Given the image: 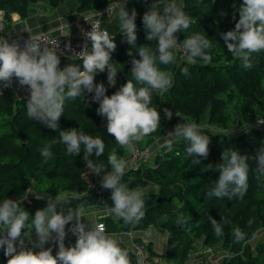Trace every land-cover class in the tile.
<instances>
[{
	"label": "trees",
	"instance_id": "trees-1",
	"mask_svg": "<svg viewBox=\"0 0 264 264\" xmlns=\"http://www.w3.org/2000/svg\"><path fill=\"white\" fill-rule=\"evenodd\" d=\"M45 2L50 10L56 9L63 0H0V10L4 11V31L10 29V15L18 13L24 20L29 13L31 2ZM153 0H132L129 13H137L136 45H128L123 35L114 36L116 51L112 61L120 67L116 84H107V70L97 73L94 83H103L106 95L111 96L119 90L131 76L130 50L136 59L140 46L149 47L155 52L156 42L146 40L142 23L143 14L149 10ZM162 5L172 0H161ZM78 12L89 13L104 8L109 0H77ZM243 0H184L181 6L186 15L193 18L187 30L176 33L180 40L194 34L204 35L214 43L209 53L212 62L205 65L197 59L196 63L181 61L177 55L175 64L157 67L173 74V86L163 93H152V104L161 116L160 129L136 144L141 150L149 151V159L140 162L134 169L125 171L121 183L130 189L144 191L146 215L136 225H125L122 220L104 217L97 222L103 223L109 235L124 234L129 231H145L153 227L165 237L167 249L164 256L157 255L150 243L146 246L148 260L152 264H188L194 252L196 241H202L206 248H220L225 256L220 264H264V246L250 242L258 231L264 230V174L255 170L257 161L249 159V187L241 199L233 197H209L207 193L215 187L219 172L215 169L222 163L221 154L226 150H237L241 155L254 157L259 147L264 146V128L255 126L256 121L264 119V51L251 57L252 67L245 69L239 58L227 51L221 34L233 30L239 19V8ZM162 11V8H161ZM175 53V52H174ZM60 58L61 70L69 65H81L77 59ZM188 75H182V69ZM137 88L141 87L133 80ZM93 93L82 91L80 97L66 100L59 127L55 132L40 122L29 119L26 112L28 99H18L6 90L0 95V204L5 199L20 202V206L34 216L36 210L47 205V199L66 198L69 206L83 203L85 209L111 207V189L92 191L85 179L87 170L83 161V145L77 156L69 155L65 145L59 143L60 131L77 129L93 138L99 137L105 144L102 156L90 157L94 164H105L103 176L110 171L108 156L115 149L123 159L130 154L117 144L106 131V118L97 114L98 102H93ZM173 112L171 120L164 118L163 108ZM179 112L180 117L175 116ZM196 122L204 134L210 137L209 155L193 166L194 156H188L185 149L188 141L179 139L171 149L164 142L151 151L157 140L166 139L168 132L177 124ZM53 141H57L53 143ZM51 145L52 157H42L41 151ZM147 190V191H146ZM158 199L162 202L158 203ZM64 210L63 203H60ZM59 210V207H58ZM178 216L187 220V226L176 224ZM216 219L222 224L223 235L217 237L210 222ZM223 218V219H221ZM252 221L249 225V221ZM240 228L246 239L234 242V228ZM32 237H35L33 232ZM141 239L134 237L135 242ZM76 238L65 240V247L75 245ZM122 248H127L120 242ZM128 249V248H127ZM129 250V249H128ZM58 251L54 247L52 254ZM133 264L137 258L129 250ZM8 257L0 251V264H7ZM166 262L164 263V261ZM202 264L203 258L192 260Z\"/></svg>",
	"mask_w": 264,
	"mask_h": 264
},
{
	"label": "clouds",
	"instance_id": "clouds-1",
	"mask_svg": "<svg viewBox=\"0 0 264 264\" xmlns=\"http://www.w3.org/2000/svg\"><path fill=\"white\" fill-rule=\"evenodd\" d=\"M127 2L128 0H115L113 9H118L116 14L119 32L130 46L136 45L137 41V13L134 9L131 13L126 10ZM4 14L0 10V21ZM13 15L19 17L18 13ZM102 15V12L96 10L93 13L97 19L94 20L91 31L86 33L91 50H88L86 43L78 54L82 66L69 64L62 70L57 52L39 42L48 32L56 31L58 27L29 37L23 48L18 40L0 35V85L8 88L15 78L20 86H27L30 90L26 104L28 118L40 122L53 132L59 127L58 121L63 115L66 100L77 99L84 90L94 92L92 100L99 104L97 114L106 118L107 133L118 145L134 153L138 142L161 127V116L157 107L152 104V93H163L173 86V74L157 67V61L163 65L175 64L173 50L182 47L191 63H196L199 59L207 65L212 62L209 53L214 48V43L201 34L185 38L182 45L178 43L174 34L187 30L193 18L186 15L175 0L163 5L161 0H153L149 10L142 16V23L146 40L155 41L156 50L153 52L149 47L140 46L136 53L139 59L129 50L127 54L132 57V79L108 96L103 83H94L96 74L107 70V84L114 87L118 73L116 66L110 62L117 45L114 43V36L100 28L99 18ZM60 19L63 20L62 17ZM59 28L69 30V25L64 21ZM3 31L4 24L0 22V32ZM221 40L227 51L243 62L245 69L251 68L252 55L264 51V0H243L238 22L233 30L221 34ZM64 47L71 50L70 43H66ZM181 74L188 75V69H182ZM133 80L142 86L137 88ZM162 111L165 119H172L174 114L170 109L165 107ZM175 116L187 120L179 112ZM260 124H264V120ZM59 135L58 142L65 145L67 154L79 155L83 145L86 168L97 176L105 172V164H94L90 159L93 153L97 158L104 153L105 144L101 138H93L77 129L60 131ZM165 136L164 146L169 149L176 140L188 141L185 151L188 156L195 157L192 160L193 166L201 163L197 157L206 159L209 155L210 137L194 121L177 124ZM50 148V144L43 148L42 157H52ZM249 159L256 160L255 170L264 174V146L259 147L256 155L251 158L233 149L223 152L222 163L216 165L215 169L211 165L207 166L208 170L219 172L215 187L207 195L227 197L229 200L233 197L242 199L249 187ZM107 166L111 170L102 176L101 186L112 190L109 214L122 220L125 225L139 224L146 215L144 191L140 188L130 189L121 183L127 164L115 149L108 156ZM60 203H63L64 210H61ZM70 204L71 200L66 198H49L46 207L36 210L30 219L29 213L20 206L19 201L5 199L0 204V248H3L4 256L8 257L7 264H133L129 250L120 246L115 235L107 233L104 224L90 223L89 227L82 222L86 216L83 203L75 207L69 206ZM210 222L215 235L222 236V224L213 218H210ZM187 223L183 216L176 219V224L181 227H186ZM248 223L251 225L252 221ZM69 224L71 226L66 232ZM33 232L35 242L31 239ZM68 233L76 237L74 246L65 247ZM233 234L235 243L246 239L245 233L238 227L233 229ZM145 235L151 237L152 233ZM26 241L32 248H26ZM49 243L58 248L55 256L52 254V247L45 248ZM136 264H143V260L138 259Z\"/></svg>",
	"mask_w": 264,
	"mask_h": 264
},
{
	"label": "crops",
	"instance_id": "crops-1",
	"mask_svg": "<svg viewBox=\"0 0 264 264\" xmlns=\"http://www.w3.org/2000/svg\"><path fill=\"white\" fill-rule=\"evenodd\" d=\"M177 1H180V7L183 4L184 0H175V2L178 4ZM129 6L126 5V10L129 11ZM78 3L77 0H63L59 6L54 9L50 10L45 2H36L35 4H31L29 7V13L28 16L22 20L20 17H15L13 14L10 15L11 18V24L10 29L6 33L12 40H22L32 34L38 33V32H48L50 28H57L59 29V25L63 24L64 21L69 25L73 21L82 18L87 15V13H79L78 10ZM117 13V12H116ZM114 14L111 18L106 19L103 21L102 28L107 30L110 35L112 36H120L122 35L119 32V19L117 14ZM60 17L63 18L60 19ZM56 31H50L48 33L56 34ZM113 63L117 70L118 75L120 74V67L118 64L114 63V61H110ZM87 175L85 177L86 181L88 182L90 188L92 191H108L109 189H105L101 186V179L102 176H97L95 173H92L88 169L86 170ZM86 216L82 220V222L88 224L90 227V223L93 225L96 223L98 219L104 218V217H110L112 219H117L114 215L109 214L108 207H101V208H93V209H85ZM71 224L66 226V229L70 227ZM151 232V237L146 236L145 234ZM136 237L140 238L141 240L147 241L150 243L152 250L160 256H164L167 249V244L165 237L160 235L159 232L154 229L153 227H149L145 231L137 232L135 234ZM115 238H117L121 243H123L128 249L130 245V240L125 237L123 234H115ZM31 239L33 242H35L36 238L31 236ZM28 242V241H26ZM45 246L51 247V243L46 244ZM54 249V248H52ZM220 248H216L211 253L207 248H205L203 251L199 253V259L206 258L208 264H220V260L222 257V253L219 254ZM217 252V253H216ZM197 252H193V254H196ZM202 256V257H201ZM197 258V257H195ZM197 258V259H198ZM192 259V254L191 258Z\"/></svg>",
	"mask_w": 264,
	"mask_h": 264
},
{
	"label": "built area",
	"instance_id": "built-area-1",
	"mask_svg": "<svg viewBox=\"0 0 264 264\" xmlns=\"http://www.w3.org/2000/svg\"><path fill=\"white\" fill-rule=\"evenodd\" d=\"M131 1L132 0H128L126 5H129ZM114 2L115 0H109V3L104 8L98 10L103 13L102 17L99 18L101 20V24H100L101 30H104L102 28L103 21L111 18L116 12H118V9H113ZM94 12L95 11L89 12L87 13L86 16L73 21L71 24H69V30L67 28H59L56 34L53 35L51 33H48L47 36L42 38L41 41L39 42L43 45H46L54 49L59 55V57L80 60L78 54L81 52L83 46L86 43H88V50L89 51L91 50V43L88 42V40L86 39V33L91 31V27L93 26L94 20L97 19V17L93 16ZM0 22L4 24V16L2 18V21ZM1 33L3 32H0V34ZM39 33L40 32L32 34L22 40H19L20 47L23 48L24 43L29 39V37ZM174 35L177 36V34ZM66 43H70L71 45L70 51L65 49L64 46ZM178 43H181L182 45L183 41L178 38ZM173 51L181 61L191 63L187 59L188 54L185 52V50H183L182 47L174 49ZM6 90L12 91L15 94L16 98L18 99H28L30 97V90L27 88V86H20L15 78L13 79L11 86L8 88H5L2 85H0V95ZM262 120L264 119H259L258 121H256L255 126L264 128V124H260V121ZM149 157L150 156L148 150H141L139 147L136 146V151L134 153L130 152L129 156L124 159L127 164L126 170L134 169L140 162L148 160ZM95 224H103V223H99L96 221ZM123 235L130 240L129 250L135 255L137 260L142 259L143 264H152L148 260V253L146 251V246L148 242L144 240L135 242L134 241L135 233L133 231H129L127 233H124ZM72 237L76 238L71 233H68L65 240ZM51 245L52 248L56 247L55 244L51 243ZM47 247L49 246H45V248ZM26 248H32V245L26 242ZM33 250L39 251V249H33ZM0 251L4 253L3 248H0ZM165 262L166 260L164 261V263ZM188 264H195V263L191 259Z\"/></svg>",
	"mask_w": 264,
	"mask_h": 264
},
{
	"label": "rangeland",
	"instance_id": "rangeland-1",
	"mask_svg": "<svg viewBox=\"0 0 264 264\" xmlns=\"http://www.w3.org/2000/svg\"><path fill=\"white\" fill-rule=\"evenodd\" d=\"M178 2V5L180 6V1H177ZM171 132V131H170ZM165 141V139H163V140H157L155 143V145H153L152 146V148H151V151L152 150H155L156 149V147L157 146H159L160 144H162L163 142ZM86 175H87V173H85V177H86ZM147 191V190H146ZM67 230V229H66ZM160 234V233H159ZM160 235H162V234H160ZM163 236V235H162ZM251 244H250V246L253 248V246L256 244V243H260V244H262L263 246H264V230H261V231H258L256 234H255V236L253 237V239L251 240V242H250ZM126 246H128V245H126ZM206 247L205 246H203V244H202V241H196L195 242V244H194V252H197L196 254H193V252H192V260H196L200 255H199V253L201 252V251H203L204 249H205ZM208 250H211V251H209L210 253L212 252V251H214L216 248H207ZM220 251H219V254L220 253H222V257H221V260L223 259V257L225 256V253L221 250V249H219ZM213 253V252H212ZM217 253V252H216ZM214 254V253H213ZM195 257H197V258H195ZM202 257V256H201ZM199 259V258H198ZM221 260H220V262H221ZM204 264H208L207 263V259L206 258H204V262H203Z\"/></svg>",
	"mask_w": 264,
	"mask_h": 264
},
{
	"label": "water",
	"instance_id": "water-1",
	"mask_svg": "<svg viewBox=\"0 0 264 264\" xmlns=\"http://www.w3.org/2000/svg\"><path fill=\"white\" fill-rule=\"evenodd\" d=\"M32 4H35V1L31 2ZM162 202V199H158V203Z\"/></svg>",
	"mask_w": 264,
	"mask_h": 264
}]
</instances>
